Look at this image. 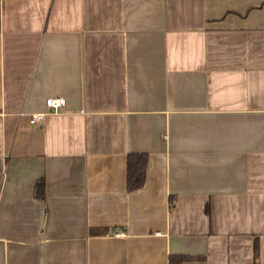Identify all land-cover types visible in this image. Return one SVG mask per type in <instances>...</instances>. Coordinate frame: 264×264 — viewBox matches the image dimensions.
Masks as SVG:
<instances>
[{"label": "crops", "instance_id": "crops-1", "mask_svg": "<svg viewBox=\"0 0 264 264\" xmlns=\"http://www.w3.org/2000/svg\"><path fill=\"white\" fill-rule=\"evenodd\" d=\"M0 264H264V0H0Z\"/></svg>", "mask_w": 264, "mask_h": 264}, {"label": "trees", "instance_id": "trees-1", "mask_svg": "<svg viewBox=\"0 0 264 264\" xmlns=\"http://www.w3.org/2000/svg\"><path fill=\"white\" fill-rule=\"evenodd\" d=\"M147 155L145 153H128L126 160V186L127 190H135L143 185L145 179V169ZM36 193L38 197L43 195V181L39 180L36 184ZM189 259L188 256L178 255L169 257L171 262H179Z\"/></svg>", "mask_w": 264, "mask_h": 264}, {"label": "built area", "instance_id": "built-area-1", "mask_svg": "<svg viewBox=\"0 0 264 264\" xmlns=\"http://www.w3.org/2000/svg\"><path fill=\"white\" fill-rule=\"evenodd\" d=\"M46 105L53 109L54 111L58 110L60 107L64 105V99L62 97H48L45 100ZM42 115H32L29 119L30 122H35L36 120L40 119ZM121 233H117V235H120Z\"/></svg>", "mask_w": 264, "mask_h": 264}]
</instances>
